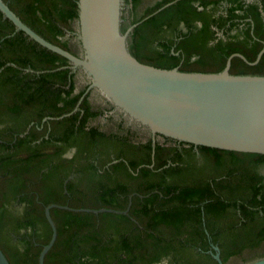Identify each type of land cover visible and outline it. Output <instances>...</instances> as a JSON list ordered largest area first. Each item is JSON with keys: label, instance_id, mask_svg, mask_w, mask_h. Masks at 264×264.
Returning a JSON list of instances; mask_svg holds the SVG:
<instances>
[{"label": "trees", "instance_id": "16d2710c", "mask_svg": "<svg viewBox=\"0 0 264 264\" xmlns=\"http://www.w3.org/2000/svg\"><path fill=\"white\" fill-rule=\"evenodd\" d=\"M4 1L45 39L82 54L77 0ZM219 1L123 0L120 30L136 23L126 42L143 63L218 72L237 52L246 60L233 56L231 74L264 75V52L250 64L264 48L257 5L242 15L230 8L250 20L236 39L213 41L205 7ZM181 22L187 30L174 39ZM71 65L0 11V248L9 263L38 264L51 203L113 211L50 208L57 234L43 264H219L212 245L223 264L263 258L264 154L159 134L153 142L118 109L120 117L99 119L114 104L90 100L95 88Z\"/></svg>", "mask_w": 264, "mask_h": 264}, {"label": "water", "instance_id": "95a60500", "mask_svg": "<svg viewBox=\"0 0 264 264\" xmlns=\"http://www.w3.org/2000/svg\"><path fill=\"white\" fill-rule=\"evenodd\" d=\"M77 6L81 55L45 39L0 0L1 13L16 30L68 59L73 69L80 67L89 79L88 88H95L130 120L147 127L153 142L159 134L194 145L264 154V75L231 74L232 57L246 60L242 54H230L218 72L182 71L143 63L130 53L126 42L136 23L125 32L120 30L123 0H77ZM263 52L264 48L250 64L256 63ZM52 207L94 213L113 211L46 205L44 214L51 236L39 252L38 264H43L57 234L49 213ZM212 248L213 257L223 264L218 246ZM0 264H10L1 248ZM249 264H264V257Z\"/></svg>", "mask_w": 264, "mask_h": 264}, {"label": "flooded vegetation", "instance_id": "af4514ba", "mask_svg": "<svg viewBox=\"0 0 264 264\" xmlns=\"http://www.w3.org/2000/svg\"><path fill=\"white\" fill-rule=\"evenodd\" d=\"M143 1L144 3L142 4L145 5L147 2H153L157 0H143ZM218 3L219 4L217 5H214L213 3H209L205 7L206 12L209 13L210 18L212 19L210 23V28L214 30L213 41H217L219 39L223 41H230V40L236 39L238 32H240V30L245 26L244 25L245 22L250 20V18L248 17H234L232 13L229 12L230 8L232 9V11H234V13L242 15L245 12L247 13V10H248L247 8L250 5L255 4L257 5V11L260 14L259 16L262 19V23L264 24V0H233V1L220 0ZM199 9H201V7H199ZM227 18H229L230 20H238L237 27L235 25L232 26L228 24ZM230 20L228 21L230 22ZM193 22L197 26L201 25V21L194 20ZM220 22L224 23V25L222 24L221 26H218V23ZM186 30H187V27L185 26V24L181 22L173 30H171V32L173 31L172 32L173 38L176 39L180 35L181 32H185ZM238 37H241V36H238ZM213 41L210 40L209 43H212ZM80 80L79 82H81ZM95 92L96 90L91 91L89 93V98L90 100L98 101L97 99L98 96L96 95L97 92L96 93ZM117 109L118 108L115 107L109 110H104V112L102 113L99 119L106 120V118L110 115H113L115 117H120L114 113ZM123 117L125 118V125L126 126L130 125L132 122L130 118L126 117L125 115ZM133 127L138 128L139 125L134 124Z\"/></svg>", "mask_w": 264, "mask_h": 264}, {"label": "rangeland", "instance_id": "374dc122", "mask_svg": "<svg viewBox=\"0 0 264 264\" xmlns=\"http://www.w3.org/2000/svg\"><path fill=\"white\" fill-rule=\"evenodd\" d=\"M123 8V7H122ZM89 79L87 78V76L85 75V73H84V76H82L81 75V83H83V82H86V81H88ZM96 90V89H95ZM97 92V93H96ZM96 95L98 96V102H100V101H102V95L96 90ZM99 94V95H98ZM261 172L264 174V168H261Z\"/></svg>", "mask_w": 264, "mask_h": 264}]
</instances>
